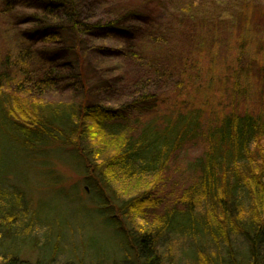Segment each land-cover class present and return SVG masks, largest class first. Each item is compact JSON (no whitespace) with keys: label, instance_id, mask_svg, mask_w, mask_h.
Here are the masks:
<instances>
[{"label":"trees","instance_id":"trees-1","mask_svg":"<svg viewBox=\"0 0 264 264\" xmlns=\"http://www.w3.org/2000/svg\"><path fill=\"white\" fill-rule=\"evenodd\" d=\"M20 1L40 9L42 19L33 33L41 35V47L18 57L5 52L0 59V264H47L40 250L49 252L50 259L62 250L72 226L61 210L34 199L31 179L20 167L40 168L50 185H60L59 173L49 165L63 154L77 164L111 227L126 237L127 227L136 226L140 264H264V7L254 0H235L237 12L230 23L208 17L212 23L202 19L187 29L183 18H173L168 29L159 31L180 34L174 42L180 44L178 58L167 64L172 52L158 48L157 58L127 61L130 82L135 81L130 84H149L154 93H135L127 104L108 107L44 97L64 82L68 66L51 63L41 51L53 50L45 46L62 43L59 34L68 32L67 38L78 41L77 53L87 32L113 29L115 22L89 24L90 17L82 16L83 0ZM34 57L40 62L37 68ZM176 63L189 96L161 98L167 92H160L159 81L174 73ZM203 79L216 85L200 89L206 94L200 96V91L195 100L190 94L195 85H204ZM81 81L86 90L85 79ZM213 98L217 107L209 112ZM198 140L206 150L191 167L193 177L166 192L173 160ZM53 188L57 198V191L72 196H64L63 185V190ZM47 208L54 209L56 218H49ZM148 216L153 219L146 220ZM168 236L176 243L168 245L165 257L158 245ZM29 248L37 252L36 260L30 259Z\"/></svg>","mask_w":264,"mask_h":264},{"label":"rangeland","instance_id":"rangeland-1","mask_svg":"<svg viewBox=\"0 0 264 264\" xmlns=\"http://www.w3.org/2000/svg\"><path fill=\"white\" fill-rule=\"evenodd\" d=\"M155 1L83 0L82 16L90 17L86 20L90 21L89 24L104 25L112 20L116 26L113 29H96L92 30L93 33L87 32L82 37L80 46H77V53L73 50L78 41L76 37L67 38V34H70L68 32H65V35L59 34L65 38L62 43L50 42L51 44L45 46L53 50H42L41 54L44 58L51 63H58L57 66L66 64L65 66L68 67L64 71L63 76L67 77L64 82L54 88L51 87L47 96H43L52 100H70L76 103L82 102L84 105L93 102L108 107L127 104L135 93L150 96L154 93L151 85L136 87L130 84L135 81L130 82L132 80L131 70L127 61L134 59L139 63L149 56L157 58L158 48L162 53L166 50L172 52L170 54L172 59L165 58L167 64L178 58L177 46L180 44L177 45L174 42H177L180 34L177 33L171 37L166 32L159 31L168 29L166 23L179 16L184 20L182 25L184 29H187L191 22H200L203 21L202 19L212 23L213 20L209 21L208 17H215L219 23L225 24L230 23L237 12L235 0H157L158 3ZM254 1L264 7V0ZM4 3L6 4L0 5V59L5 52L17 57L30 55L34 48L41 47L38 38L41 35L33 33V29L40 25L39 21L42 19L41 13L38 14L40 9L31 1L23 3L18 0L10 4L7 0ZM241 15L248 17L246 12H242ZM149 38L157 43V47H152L150 42L145 40ZM31 62L36 68L40 63L35 57L31 59ZM171 68L174 73H167L159 81V88L164 89L160 92H167L161 98L173 99L179 94L181 98H184L182 93H186L185 96L188 97L189 93L184 91L188 89H184L187 87L180 73V65L176 63ZM220 68L221 65L217 62V70L219 71ZM82 78L87 83L86 90L83 88ZM200 83L204 85H195L190 94L195 97V100H198L200 91V96L206 94V91L200 89L216 85V83L210 85L209 81L204 79L200 80ZM150 104V102L147 103L149 107ZM212 104L215 107H212L209 112H213V109L217 107L214 98ZM206 116L208 119L212 117L208 113ZM205 150V143L198 140L190 143L179 153L177 159L173 160L171 168L166 172V192H171L173 189L178 190L181 188L180 185L193 177L191 167ZM58 156L59 158L53 160L54 164L49 166L59 173L62 182L60 185H50L46 181L47 177L40 175L42 170L40 168L33 169L23 164L20 167L31 179L30 184L33 188L30 191L34 199L44 201L45 207L52 206L61 210L65 221L70 223V227L72 226V229L67 231L65 243L63 240L62 250L54 259L49 258L50 254L46 250H40L42 261L47 264H66L67 262L68 264H80V261L83 264H140L134 242L136 226L133 225L134 230L127 227L131 226L130 223L127 226L124 224L128 228L129 236L126 237L120 232L121 229L111 227L101 213L102 204L98 198L94 197L93 190L79 173L77 164L74 165L69 154ZM62 185L66 190L64 196L67 197L70 192L71 197L64 198L59 191H57L58 198L55 197L56 189L53 186H60L63 190ZM46 210L49 218H56L54 209L47 208ZM152 211L154 214L157 213V210ZM153 216L146 217V220L151 221ZM116 218L119 217L116 216ZM53 226L56 228V224ZM138 234L141 235V233ZM127 238L133 240L131 245ZM38 239L41 243L42 233L39 234ZM170 243L175 244L176 241L168 236L163 238L158 245L161 249L160 253L165 257L169 255L168 245ZM176 247L178 249V246ZM179 249H182L181 244H179ZM26 252L31 260H36L37 252L34 253L32 248L27 249Z\"/></svg>","mask_w":264,"mask_h":264}]
</instances>
